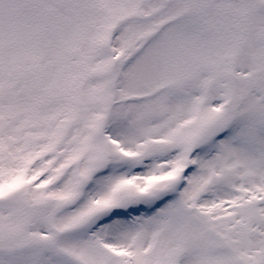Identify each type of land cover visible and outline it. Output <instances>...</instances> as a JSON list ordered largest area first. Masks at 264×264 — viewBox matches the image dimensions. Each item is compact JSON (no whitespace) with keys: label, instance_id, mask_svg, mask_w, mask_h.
Segmentation results:
<instances>
[{"label":"snow or ice","instance_id":"1","mask_svg":"<svg viewBox=\"0 0 264 264\" xmlns=\"http://www.w3.org/2000/svg\"><path fill=\"white\" fill-rule=\"evenodd\" d=\"M0 264H264V0H0Z\"/></svg>","mask_w":264,"mask_h":264}]
</instances>
